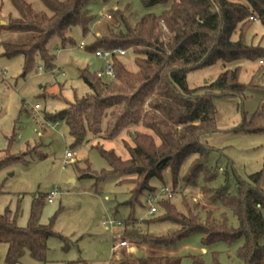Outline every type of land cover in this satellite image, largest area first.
<instances>
[{
    "label": "trees",
    "instance_id": "16d2710c",
    "mask_svg": "<svg viewBox=\"0 0 264 264\" xmlns=\"http://www.w3.org/2000/svg\"><path fill=\"white\" fill-rule=\"evenodd\" d=\"M41 1L50 14L36 11L25 0H12L20 17L10 19L4 31L17 38L0 43L2 57H24V73L37 60L55 72L57 58L49 49L50 42L58 38L63 47L73 46V29L79 28L87 36L94 21L89 10L94 0ZM245 1L247 4L230 0H140L143 7L162 6L164 12L160 16L147 14L135 25L122 14L124 30L110 31L86 47L94 55L100 50L130 52L137 71L131 72L121 60L123 57L113 59L114 78L110 81L98 77V72L83 70L81 79L90 93L68 103L54 116L45 117V121L67 128L73 147L87 144L90 136L107 141L124 134L130 136L134 145L124 142L130 155L128 160L103 145L95 146L111 167L99 179L118 175L135 184L126 205L133 207L144 193L156 192L158 189L151 186V181L164 182L167 171L174 189L180 180L192 187L197 186L201 176L206 186L216 181V172L207 167L214 150L203 142L220 130L215 99L243 98L247 87L240 83V66L228 69L215 82L194 89L188 85L187 77L218 62L236 66L243 61L264 60V47L248 42L254 25L264 26V0ZM245 127L252 133L264 131L262 113L258 111L250 122H245ZM4 153L0 169L23 162L27 155H14L9 150ZM193 156L196 159L181 178L184 166ZM263 183L264 167L249 182L238 181L234 195L228 183L217 190L202 189L213 203H221L233 213L237 228L230 225L226 214L218 220L208 212L202 221L199 212L188 203L183 202L185 212H181L171 200H166L159 203L164 210L162 217L153 222L131 217L125 222L121 237L153 248L168 247L196 234L203 236L206 246L243 240L237 259L242 264H264ZM41 210L39 198L33 203L27 228L17 225L18 214L8 210L0 215V244L9 247L6 264H24L27 254L38 264H48V240L57 235L52 223H39ZM138 224H170L176 231L154 235L145 233ZM114 260V264H181L178 258L157 255ZM193 263L204 264L198 257L193 258Z\"/></svg>",
    "mask_w": 264,
    "mask_h": 264
},
{
    "label": "rangeland",
    "instance_id": "374dc122",
    "mask_svg": "<svg viewBox=\"0 0 264 264\" xmlns=\"http://www.w3.org/2000/svg\"><path fill=\"white\" fill-rule=\"evenodd\" d=\"M25 1L36 11L50 14L41 0ZM230 1L247 4L245 0ZM164 9L162 6L147 9L140 0H94L89 5L94 21L87 36H83L79 28H74L70 34L75 45L63 47L58 38L50 42L49 49L57 58L55 72L47 70L44 63L37 60L34 67L24 73V57H2L0 47V161L6 157L4 151L7 150L14 155L27 154L23 162L0 169V215L8 210L14 215L18 214L17 225L27 228L33 203L41 199L39 223L45 226L52 223V230L57 235L48 240V264H114L117 262L114 259L118 257L144 258L154 255L178 258L181 264H194V257L200 258L204 264H242L236 253L243 240L231 245L220 242L206 246L203 236L196 234L168 247L153 248L121 237L129 218L153 222L164 215L160 205L156 214H150L146 203L148 192L133 207L126 205L135 190L134 183L123 181L118 175L99 179L111 167L95 146L103 145L106 150H114L123 160H128L130 155L124 142L134 145L132 139L128 134L114 141L90 136L87 144L73 147L74 141L63 124L57 126L45 121L46 116H54L64 110L68 103L90 93L81 79L83 70L94 74L105 66V61L89 53L86 47L96 38L107 36L110 31L119 33L124 30L122 14L135 25L147 14L162 15ZM19 17L20 13L12 0H0V43L17 38L15 34L5 32L4 27L10 19ZM248 42L264 47V26L255 24ZM82 43L85 44L83 48L80 47ZM121 60L131 72L137 71L130 52ZM258 62L243 61L236 66L218 62L188 75V85L194 89L211 84L228 69L240 66L239 80L247 90L243 98L215 99L220 130L203 140L214 150L207 164L208 169L217 174L214 183L206 186L201 176L196 187L180 180L177 189H174L169 171L164 174V182L158 179L151 181V186L157 189L168 186L174 190L170 202L181 212H185L183 202H186L195 212H199L202 221L208 212H212L218 220L226 214L230 225L237 228L238 221L233 213L221 203H213L202 189L208 187L217 190L228 183L234 195L238 181L249 182L250 177L264 167V131L252 133L245 127V122H250L258 111L264 120V67ZM40 67L43 68L42 72ZM37 105L39 109L35 108ZM136 130L152 134L143 128ZM67 153L73 156L69 163L66 162ZM195 159V156L189 158L181 178ZM53 189H57L59 195L54 203L49 204L47 196ZM107 219H114L123 225L105 226ZM138 226H142L145 233L154 235L176 231V227L170 224ZM118 241L128 242L129 248L115 251L114 245ZM8 249V245L0 244V264H6ZM23 263L38 264L29 254Z\"/></svg>",
    "mask_w": 264,
    "mask_h": 264
},
{
    "label": "built area",
    "instance_id": "2783aa9c",
    "mask_svg": "<svg viewBox=\"0 0 264 264\" xmlns=\"http://www.w3.org/2000/svg\"><path fill=\"white\" fill-rule=\"evenodd\" d=\"M84 46L85 44L82 43L80 47L83 48ZM126 54H127V51H124V50L97 51L95 54V57L105 61V66L100 71H98V77L102 79H106V78L113 79L114 78L113 59L124 57L126 56ZM258 63L260 66L264 67V60H260ZM39 70L40 72H42L43 71L42 67H40ZM35 108L39 109L40 107L37 105L35 106ZM57 126L59 125L57 124ZM72 157L73 156L71 153H67L66 162L69 163L68 161ZM173 193L174 192L172 191V189L169 188L168 186H161L156 192L148 193V195L146 196V203L150 210V214L154 215L158 212V206L160 202L166 201V200H172ZM58 195H59V191L57 189H53L47 196V202L49 204L54 203ZM104 225L109 226V227H114L117 225L121 227L123 224L121 222L115 221L114 219H107L104 221ZM114 248H115V251L116 249H119V248H129V244L128 242H125V241H118Z\"/></svg>",
    "mask_w": 264,
    "mask_h": 264
},
{
    "label": "water",
    "instance_id": "95a60500",
    "mask_svg": "<svg viewBox=\"0 0 264 264\" xmlns=\"http://www.w3.org/2000/svg\"><path fill=\"white\" fill-rule=\"evenodd\" d=\"M3 24H5V23L3 22Z\"/></svg>",
    "mask_w": 264,
    "mask_h": 264
},
{
    "label": "crops",
    "instance_id": "0c3cea01",
    "mask_svg": "<svg viewBox=\"0 0 264 264\" xmlns=\"http://www.w3.org/2000/svg\"><path fill=\"white\" fill-rule=\"evenodd\" d=\"M47 143H49V142H47Z\"/></svg>",
    "mask_w": 264,
    "mask_h": 264
}]
</instances>
